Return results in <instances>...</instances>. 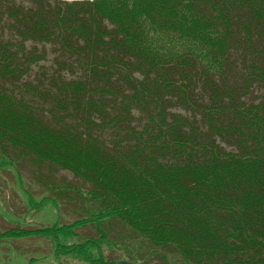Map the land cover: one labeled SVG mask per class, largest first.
<instances>
[{"label":"trees","instance_id":"16d2710c","mask_svg":"<svg viewBox=\"0 0 264 264\" xmlns=\"http://www.w3.org/2000/svg\"><path fill=\"white\" fill-rule=\"evenodd\" d=\"M16 167L54 264H264V0H0Z\"/></svg>","mask_w":264,"mask_h":264},{"label":"rangeland","instance_id":"374dc122","mask_svg":"<svg viewBox=\"0 0 264 264\" xmlns=\"http://www.w3.org/2000/svg\"><path fill=\"white\" fill-rule=\"evenodd\" d=\"M28 169L4 168L0 170V232L10 227L34 228L37 225H51L57 219L67 220L69 212H58L47 202L35 210L28 203V194L20 187V179L24 180L26 190L33 193L35 200L46 195L43 186L38 185ZM71 184L80 182L68 170H59L56 174ZM20 178V179H19ZM27 195V196H26ZM44 238L18 237L0 240V262L7 264H27L30 258H38V264H54L49 246ZM43 259L42 257L45 256ZM69 264H80L67 258Z\"/></svg>","mask_w":264,"mask_h":264}]
</instances>
